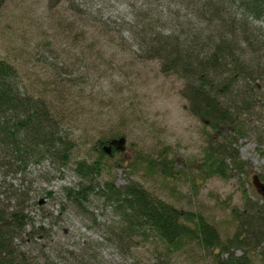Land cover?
<instances>
[{"label":"rangeland","instance_id":"rangeland-1","mask_svg":"<svg viewBox=\"0 0 264 264\" xmlns=\"http://www.w3.org/2000/svg\"><path fill=\"white\" fill-rule=\"evenodd\" d=\"M208 1L76 0L71 8V3L57 5L50 0H5L0 7V58L18 68L33 94L50 99L56 87L67 88L59 107L75 119L73 159L94 161L98 156L94 145L102 135L125 134L121 154L105 158L100 181L114 179L117 185H125L129 179L138 181L179 208L203 213L224 236H232L235 227L230 225V208H243V189L254 199L255 192L262 198L260 203L264 202L253 185L255 175L264 183V154L258 150L264 151V83L256 82L258 96L252 111L244 115V137L238 142L251 174L227 180L211 178L194 189L189 179L197 171H189L185 164L204 157L206 128L189 112L181 95L183 82L162 73L159 60L146 59L136 36L138 29L151 28L163 36L176 34L183 41L193 24L208 30V21L198 18ZM256 29V34L264 35V25L257 24ZM137 151L141 155L135 160ZM159 154H168L176 169H184L181 179L172 178L167 184L162 174H148L142 158L155 159ZM121 156L135 162L130 178L122 168L112 167ZM70 166L59 170L45 160L29 164L25 175L13 176L0 164V200L15 190L28 189L26 211L35 227L42 229L39 236L15 240L17 246L31 252L35 264H43L46 256L55 264H77L76 260L82 264L81 258L93 264H156L163 260L165 248L154 240L132 248L117 246L112 236L117 219L102 201L93 200L87 215L67 202L63 211V188L73 187L79 180ZM49 193L52 198H47ZM259 251L252 259L264 264ZM170 263L215 264L197 247L175 254Z\"/></svg>","mask_w":264,"mask_h":264},{"label":"trees","instance_id":"trees-1","mask_svg":"<svg viewBox=\"0 0 264 264\" xmlns=\"http://www.w3.org/2000/svg\"><path fill=\"white\" fill-rule=\"evenodd\" d=\"M4 1L0 0V7ZM50 1L57 5L71 3V8L76 3ZM198 18L199 22L206 19L210 28L203 30L193 24L183 41L176 34L163 36L151 28L138 29L136 35L144 57L159 60L162 73L183 82L181 95L187 108L206 128L204 157L185 164L189 171H197L189 179L194 189L211 178L227 180L251 174L248 163L241 158L238 142L244 137V115L252 111L258 96L256 82L264 83V35L256 34L257 24L264 25V0H210L199 10ZM66 91L65 86H58L49 94L50 99L33 94L18 68L0 58V164L7 166V171L13 176L25 175L29 164L45 160L59 170L72 165L79 180L75 186L63 188V211L67 202L87 215L93 200L102 201L117 219L113 242L129 248L150 240L160 243L165 248L164 253L160 252L163 260L156 264H171L172 256L195 247L215 264H255L252 255L259 249L264 261V202L260 203L262 198L255 192L256 199L243 189V208H230V225L235 232L224 236L203 213L179 208L138 181L129 179L125 185H117L114 179H98L105 158L121 154L113 142L123 139L124 133L102 135L94 145L98 152L94 161L73 159L76 144L71 129L75 119L59 107L63 106L61 97ZM107 147L111 153L106 152ZM258 150L264 154L261 148ZM140 155L137 151L135 160ZM142 161L148 174H162L167 184L185 173L184 169H176L168 154H159L155 159L145 156ZM134 163L121 156L112 167L122 168L130 178ZM47 198H52L51 193ZM28 201V189L15 190L0 200V264H35L32 253L15 243L17 239L24 241L25 235L42 233L26 211ZM217 201L225 204L219 197ZM237 251L242 255L237 256ZM76 262L81 264L80 260ZM43 264L55 263L46 256Z\"/></svg>","mask_w":264,"mask_h":264},{"label":"water","instance_id":"water-1","mask_svg":"<svg viewBox=\"0 0 264 264\" xmlns=\"http://www.w3.org/2000/svg\"><path fill=\"white\" fill-rule=\"evenodd\" d=\"M124 142H125L124 139H120L119 141H114L113 144L118 145V147L120 148L122 147ZM106 152L111 153V148L110 147L106 148ZM253 185L257 189L258 193L264 198V183L261 181L259 175L254 176Z\"/></svg>","mask_w":264,"mask_h":264}]
</instances>
